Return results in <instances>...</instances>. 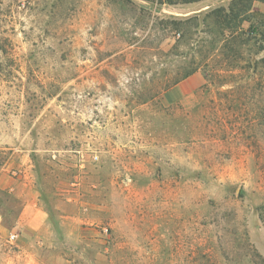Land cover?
Instances as JSON below:
<instances>
[{
  "label": "rangeland",
  "instance_id": "rangeland-1",
  "mask_svg": "<svg viewBox=\"0 0 264 264\" xmlns=\"http://www.w3.org/2000/svg\"><path fill=\"white\" fill-rule=\"evenodd\" d=\"M263 15L0 0V264H264Z\"/></svg>",
  "mask_w": 264,
  "mask_h": 264
},
{
  "label": "trees",
  "instance_id": "trees-1",
  "mask_svg": "<svg viewBox=\"0 0 264 264\" xmlns=\"http://www.w3.org/2000/svg\"><path fill=\"white\" fill-rule=\"evenodd\" d=\"M196 1H199V0H160V3L172 5V4H185V3H191V2H196ZM241 1L243 2L244 0H241ZM256 1H260V2L264 3V0H256ZM241 6L246 9V7L244 5H241ZM230 11L232 12L231 14L235 13L234 9H230ZM240 12L241 11L239 10L237 13L240 14ZM239 14H236L235 16L238 17ZM227 17H228V15H227ZM173 24L178 25V23H175V22H173ZM263 27H264V15L262 16L261 19L258 20L257 23H252L250 26V29H252V31L256 34H259V32L261 31L262 36H264Z\"/></svg>",
  "mask_w": 264,
  "mask_h": 264
}]
</instances>
